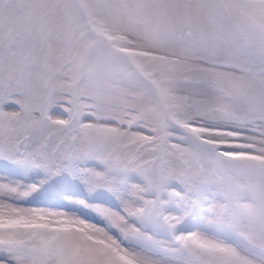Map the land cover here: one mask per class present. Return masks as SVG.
<instances>
[{"label": "snow or ice", "instance_id": "1", "mask_svg": "<svg viewBox=\"0 0 264 264\" xmlns=\"http://www.w3.org/2000/svg\"><path fill=\"white\" fill-rule=\"evenodd\" d=\"M0 264H264V0H0Z\"/></svg>", "mask_w": 264, "mask_h": 264}]
</instances>
